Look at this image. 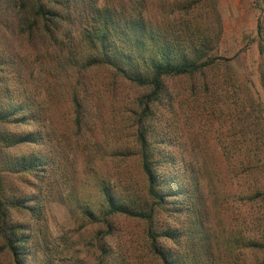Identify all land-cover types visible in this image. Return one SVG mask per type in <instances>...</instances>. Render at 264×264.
Here are the masks:
<instances>
[{
    "label": "rangeland",
    "instance_id": "rangeland-1",
    "mask_svg": "<svg viewBox=\"0 0 264 264\" xmlns=\"http://www.w3.org/2000/svg\"><path fill=\"white\" fill-rule=\"evenodd\" d=\"M147 15L150 26L162 27L181 50L189 45V51L203 36L210 55L232 59L203 74L167 77L159 98L146 101L150 140L168 142L157 148L179 160L185 172L176 171L180 187L189 192L181 211L172 204L158 210L155 230L179 232L176 242L162 243L185 264H264V0H149ZM86 78L92 94L81 126L73 121L67 97L75 78L55 82L47 75L36 79V95L45 101L38 110L41 123L10 127L44 136L35 147H15L18 156L36 151L48 161L38 175L0 172L10 198H36L41 209L39 216L11 214L14 222L30 227L27 262L100 264L103 257L109 264H161L148 251L146 221L115 215L109 228L97 207L102 181L115 192L126 189L134 207L150 203L137 157L115 151L133 147L135 121L149 88L107 67ZM49 84L47 92L43 87ZM160 180L163 190L174 185L170 178L168 185ZM252 239L259 248L249 247ZM0 264H6L1 255Z\"/></svg>",
    "mask_w": 264,
    "mask_h": 264
},
{
    "label": "trees",
    "instance_id": "trees-1",
    "mask_svg": "<svg viewBox=\"0 0 264 264\" xmlns=\"http://www.w3.org/2000/svg\"><path fill=\"white\" fill-rule=\"evenodd\" d=\"M148 6L149 0H0V172L38 175L48 164L46 156L36 151L18 156L15 150L24 144L40 145L44 136L38 131L36 135L34 132L18 134L10 129L23 128L33 121L41 123L43 118L38 110L45 108V101L36 95V79L42 80L47 75L55 82L63 77L75 78L67 97L73 121L81 126L90 108L85 101L92 94L86 74L97 68L107 67L116 76L149 88L144 102L147 99L151 102L165 90V78L203 74L222 61L232 60L210 55L211 49H206L203 36L194 40L189 51V45L181 50L179 44L166 39L162 27L150 26ZM38 56L47 61L43 63ZM13 84L19 89L12 88ZM31 85L34 86L32 93ZM49 86L43 88L48 92ZM58 87L64 89L62 85ZM149 103H145L141 116L135 121L133 147L115 151H131V155L137 157L150 203L134 207L135 200L128 196L126 189L115 192L102 181L98 184V215L109 228L110 218L115 215L146 221L149 253L161 264H185L186 259L162 243L176 242L179 232L167 230L158 234L153 224L158 210H169V204L174 205L175 212L181 211L189 192L185 186L180 187L177 172L181 176L185 172L179 160L168 159L160 153L161 148H157L168 142L150 140L151 130L145 122ZM161 176L166 185L169 178L172 179L173 187L166 186L163 190ZM4 179L0 174V255L6 264H28L30 227L14 222L11 214L19 210L39 216L41 209L36 198H10ZM83 211L89 217L93 215L89 208ZM248 244L259 248L256 239L249 240ZM101 261L109 264L106 258L102 257L100 264Z\"/></svg>",
    "mask_w": 264,
    "mask_h": 264
}]
</instances>
